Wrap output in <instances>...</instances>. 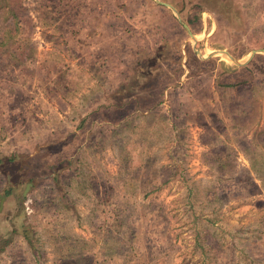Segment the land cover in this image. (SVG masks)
Wrapping results in <instances>:
<instances>
[{
  "label": "rangeland",
  "instance_id": "1",
  "mask_svg": "<svg viewBox=\"0 0 264 264\" xmlns=\"http://www.w3.org/2000/svg\"><path fill=\"white\" fill-rule=\"evenodd\" d=\"M161 1L0 0V264H264V0Z\"/></svg>",
  "mask_w": 264,
  "mask_h": 264
},
{
  "label": "water",
  "instance_id": "2",
  "mask_svg": "<svg viewBox=\"0 0 264 264\" xmlns=\"http://www.w3.org/2000/svg\"><path fill=\"white\" fill-rule=\"evenodd\" d=\"M156 1H157L158 3H160V4H162V5H165V6L169 7V8H170V9H171V10H172V11L178 16L179 21L182 23L183 27L186 29V31L188 32V34L190 35V37L194 38V35H193V33L191 32L189 26L181 20V18H180V16H179L178 12H177V10L175 9L174 6H172L171 4H169V3H167V2H163V1H161V0H156ZM193 49H194V51L200 56V58H202V59L207 58V57H205L203 54H201L200 51H198L197 49H195V47H194ZM260 51L264 52V50H260ZM218 52H224V53H226V54L229 56V58H230L235 64H237V65L240 66V65H245V64L249 63L250 60H251V59L254 57V55L256 54V52H259V50H252V51L250 52V54H249L248 59H246V61H244V62H239L234 56H232L231 54H229L228 52H226V51H224V50H216V51H214L213 53H211V54L208 55V56H212V55L218 54ZM28 185H29V184H28ZM28 185H27V186H28ZM0 206H1V203H0Z\"/></svg>",
  "mask_w": 264,
  "mask_h": 264
},
{
  "label": "trees",
  "instance_id": "3",
  "mask_svg": "<svg viewBox=\"0 0 264 264\" xmlns=\"http://www.w3.org/2000/svg\"><path fill=\"white\" fill-rule=\"evenodd\" d=\"M5 0H2V2H4ZM8 1V0H7ZM223 1H228V0H223ZM217 2H219V1H217ZM223 4H227L228 5V3H223ZM205 7H208V6H206V5H204L203 7H201V11H203V9L205 8ZM13 25H14V29H17L18 28V23H17V19H16V17H13ZM11 37H8L7 35H3L1 38H0V45H3V44H6L7 42H8V40L10 39ZM190 189V188H189ZM191 190V189H190ZM190 190H188V195H190ZM195 218V217H194ZM23 232L25 233V234H27L28 233V230L27 229H24L23 228ZM28 235V234H27ZM5 242L3 241L2 243H0V249H2V248H4V246H5ZM28 244H29V247L30 248H32L31 247V245H32V243L30 242V241H28ZM32 257H33V255H32ZM38 254H35L34 255V257H33V259L35 260V261H37V264H40L41 262L38 260ZM39 261V262H38Z\"/></svg>",
  "mask_w": 264,
  "mask_h": 264
},
{
  "label": "bare ground",
  "instance_id": "4",
  "mask_svg": "<svg viewBox=\"0 0 264 264\" xmlns=\"http://www.w3.org/2000/svg\"><path fill=\"white\" fill-rule=\"evenodd\" d=\"M218 53H220V52H218Z\"/></svg>",
  "mask_w": 264,
  "mask_h": 264
}]
</instances>
